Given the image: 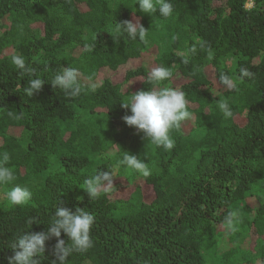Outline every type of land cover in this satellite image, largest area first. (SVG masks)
I'll use <instances>...</instances> for the list:
<instances>
[{
  "label": "trees",
  "instance_id": "16d2710c",
  "mask_svg": "<svg viewBox=\"0 0 264 264\" xmlns=\"http://www.w3.org/2000/svg\"><path fill=\"white\" fill-rule=\"evenodd\" d=\"M248 2L171 0L165 20L142 14L135 0H0V152L10 154L14 183L33 194L24 205L0 204V264L29 218L39 220L32 232L46 231L60 200L95 216L93 247L68 264H264V0ZM124 20H139L145 40L117 38L113 23ZM156 37L164 45L155 65L170 68L166 83L182 88L193 113L171 132L170 150L127 126L131 113L120 104L148 90L150 70L141 62ZM191 45L197 52L185 65ZM15 54L45 80L31 97L24 88L33 76L12 64ZM68 66L95 82L102 77L97 90L69 98L54 88ZM241 67L254 76L240 81ZM221 72L235 90L219 84ZM218 102L229 104L233 118ZM123 152L148 163L151 175L116 168ZM97 169L114 170V189L90 199L82 186ZM12 186H0V194ZM233 211L234 231L225 223ZM245 240L248 249L238 247ZM55 243L46 242L41 264L55 259Z\"/></svg>",
  "mask_w": 264,
  "mask_h": 264
},
{
  "label": "clouds",
  "instance_id": "9594fccd",
  "mask_svg": "<svg viewBox=\"0 0 264 264\" xmlns=\"http://www.w3.org/2000/svg\"><path fill=\"white\" fill-rule=\"evenodd\" d=\"M139 5L142 14L153 16L158 14L160 18L168 19L173 15L174 6L171 0H135L134 6ZM135 8V7H134ZM136 9L133 11L135 13ZM113 30L117 35L126 36L132 41H144L148 30L136 20L135 22L124 20L115 21ZM178 39V36H173ZM94 45H85L86 51H92ZM203 47V45H201ZM197 52V45H191L182 53L181 63L187 65L193 55ZM211 54V50H209ZM12 64L20 70L21 75L33 76L27 81L28 86L24 88V93L31 97L34 93L42 90L45 80L36 75V70L27 66L25 57L15 54L11 57ZM172 71L168 67L156 66L148 73V90H139L134 94L125 95L126 99L121 102V107L130 110V115L123 117L124 123L142 132L148 143L156 147H163L170 150L174 147V139L171 132L179 129L182 122L192 119L193 113L189 110V101L186 93L181 87H173L166 83L171 80ZM254 76L249 69L241 67L239 69V80L245 81ZM218 82L226 90L236 89V82L226 72L218 75ZM133 82L128 83V88ZM54 88L63 90L69 98L79 97L83 91L95 92L99 87L91 77L84 78L81 71L76 67H62L54 79L51 81ZM124 89V91H125ZM219 109L224 118L231 119L234 116L232 108L227 102H218ZM124 153V152H123ZM112 154H102V158L110 159ZM10 154L7 151L0 152V186L13 185L4 193L8 203L13 206L24 205L32 199V192L26 186L15 184L17 177L12 167L9 166ZM126 165L134 169L143 177L151 175L148 163L143 162L136 155L124 153L123 159L117 161L116 168ZM116 176L114 170L100 172L98 169L93 175L87 178L82 189L90 199L98 197L102 192L114 189L113 177ZM238 213L229 212L225 223L228 228L235 230L234 223L237 222ZM95 221V216L87 209L79 207L72 209L66 207L63 201L56 205L46 231L32 232L31 226L39 224L35 217L29 218L26 222L27 229L22 234L11 240L6 247L12 250V255L7 257V264H41L42 257L46 251V242L55 238L56 243L51 250L55 257L51 264H68L69 257L74 253H83L93 247L91 229ZM68 238V242L61 239V234ZM39 258V259H38Z\"/></svg>",
  "mask_w": 264,
  "mask_h": 264
},
{
  "label": "rangeland",
  "instance_id": "374dc122",
  "mask_svg": "<svg viewBox=\"0 0 264 264\" xmlns=\"http://www.w3.org/2000/svg\"><path fill=\"white\" fill-rule=\"evenodd\" d=\"M252 5H253L252 0H249L247 7L250 8ZM155 39L156 40L152 41V43L150 44L148 50L143 53L142 62H141V60L136 62V63L141 62L150 71L153 67H156V65H155L156 59L159 55L160 50H162V45H164L163 42H160V41H162L161 39H159L157 37ZM117 77H121V75H118ZM101 82H102V77L96 83H98V85H100ZM4 198H5L4 195L0 194V204L1 205L5 202ZM240 244L241 245H239L238 247H240L242 249H248V243L246 240L244 243L242 242ZM223 245H224V242L219 241L217 246H216V252H218V251L220 252Z\"/></svg>",
  "mask_w": 264,
  "mask_h": 264
}]
</instances>
